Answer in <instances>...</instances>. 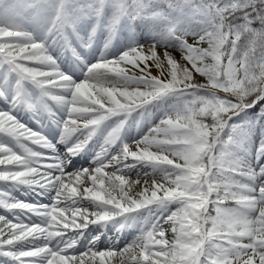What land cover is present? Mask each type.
<instances>
[{"label":"snow or ice","instance_id":"6c2138e0","mask_svg":"<svg viewBox=\"0 0 264 264\" xmlns=\"http://www.w3.org/2000/svg\"><path fill=\"white\" fill-rule=\"evenodd\" d=\"M0 211V264H264V0H0Z\"/></svg>","mask_w":264,"mask_h":264},{"label":"bare ground","instance_id":"6f19581e","mask_svg":"<svg viewBox=\"0 0 264 264\" xmlns=\"http://www.w3.org/2000/svg\"><path fill=\"white\" fill-rule=\"evenodd\" d=\"M26 18H27V17H26ZM43 202H45V201H43ZM1 214H3L2 211H1ZM136 234H137V233H136L135 231L125 233V235L123 236V238H122L121 241H120L119 247H121V248L124 247V245H125L126 243L130 242ZM105 244H106V242L102 241V242L98 245V247L103 248V247H105ZM82 246H83V247H86V244H85V245H82ZM82 246H80V247H82ZM82 250H84V248H83ZM82 250H81V251H82Z\"/></svg>","mask_w":264,"mask_h":264},{"label":"rangeland","instance_id":"374dc122","mask_svg":"<svg viewBox=\"0 0 264 264\" xmlns=\"http://www.w3.org/2000/svg\"><path fill=\"white\" fill-rule=\"evenodd\" d=\"M30 15H31V13L28 14V16H30ZM175 54H176V55H179L178 51L175 52ZM97 55H98V53H97ZM156 71H157L156 69H153V73H154V74H156ZM131 178H132V179H135V178H136L135 172L132 173V177H131ZM44 201H45L44 203H48V202H49L47 199H45ZM0 214H1V211H0ZM83 248H84L83 246L80 247V250H82ZM82 251H83V250H82Z\"/></svg>","mask_w":264,"mask_h":264}]
</instances>
